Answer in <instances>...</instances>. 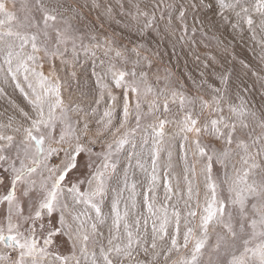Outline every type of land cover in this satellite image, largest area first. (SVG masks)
<instances>
[{"label":"snow or ice","instance_id":"6c2138e0","mask_svg":"<svg viewBox=\"0 0 264 264\" xmlns=\"http://www.w3.org/2000/svg\"><path fill=\"white\" fill-rule=\"evenodd\" d=\"M118 9L0 0V96L26 102L0 121V264H264V91L153 70L206 25L259 33L264 52V0ZM85 64L87 109L70 91Z\"/></svg>","mask_w":264,"mask_h":264},{"label":"rangeland","instance_id":"374dc122","mask_svg":"<svg viewBox=\"0 0 264 264\" xmlns=\"http://www.w3.org/2000/svg\"><path fill=\"white\" fill-rule=\"evenodd\" d=\"M89 3L92 0H88ZM101 3H111L114 7V11L119 12L118 0H98ZM96 16L95 10L92 12V18ZM120 17L117 15L116 19ZM106 28L111 31L115 28L117 31L119 28L113 21L111 27L106 24ZM204 31L207 32V38H203L197 33V43L195 47L192 46H181L177 44L176 55H172L170 50V45L162 46L167 47L168 54L163 56V62L154 66L159 68L161 74L164 73L165 69L170 70L174 74V77H179L186 84L191 86V81L188 79L190 75L192 78L199 81V73L204 71L208 73L212 68L217 72L230 70L232 73L231 80L233 82V87L235 85H241L248 87L250 89L249 97L251 100L257 102L259 105L261 97V82L258 80L257 76L253 73L259 74V76H264V59H262L261 45L259 43L261 36L259 33L256 38L253 39L251 33L245 31L243 34H238L232 32L229 28H216L206 25ZM207 45V47H205ZM199 56V60L196 57ZM215 57V61L211 57ZM207 62L210 65L209 69L204 68V63ZM221 65L223 67H221ZM248 65V67H245ZM47 67V66H46ZM71 69L68 70L70 72ZM77 77L70 81L72 93V98L76 102L80 103L82 107L87 109L88 105L91 103L92 96L95 91L94 80L95 78L91 75L90 64H85L83 67H77L76 69ZM61 75H65L62 71ZM210 81L214 77H209ZM76 80H79V86H77ZM8 92L7 97L0 96V121H6L9 115H16L19 118L18 112L13 108L11 101H15L20 106H25V101L23 100L21 94L18 90L14 89L13 86L9 85L6 88ZM103 108L101 107V112L97 114V117L92 118V127L95 129V119L102 114ZM99 145H97V149ZM87 158L81 163V170L85 171L83 168V163L86 162Z\"/></svg>","mask_w":264,"mask_h":264}]
</instances>
